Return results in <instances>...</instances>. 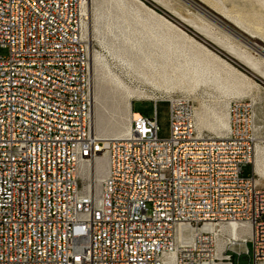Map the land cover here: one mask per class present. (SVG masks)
<instances>
[{"label": "built area", "instance_id": "1", "mask_svg": "<svg viewBox=\"0 0 264 264\" xmlns=\"http://www.w3.org/2000/svg\"><path fill=\"white\" fill-rule=\"evenodd\" d=\"M86 1L0 0V264H163L166 253L175 264H235L248 243L253 264L264 263L250 105L229 103L220 137L197 131L194 101L180 95L149 100L154 116L135 112L126 137L97 135ZM160 101L169 103L165 139ZM103 154L109 168L96 200L78 168ZM222 222H247L251 233L244 249L219 258L202 228Z\"/></svg>", "mask_w": 264, "mask_h": 264}, {"label": "bare ground", "instance_id": "2", "mask_svg": "<svg viewBox=\"0 0 264 264\" xmlns=\"http://www.w3.org/2000/svg\"><path fill=\"white\" fill-rule=\"evenodd\" d=\"M93 1L94 0L86 1L83 4L82 9L84 15L82 21V34L89 41L90 64L92 70L91 95L93 131L97 135H100L98 130L100 124L103 123L104 118L102 109L104 108L106 101L111 100L117 110H125L127 112V122H118L111 128H107L106 130L111 136L103 137L123 138L126 137L130 132V122L133 114L135 113V111L132 109L133 101L157 99H153L149 94L150 92L146 91L145 89L137 88L138 86L135 88L130 87L121 78H119L118 75H113L110 71L107 72L105 70V62L102 56H100L98 52L92 47V41L96 36L91 18V4ZM113 1L117 4L118 8H120L119 6H124L122 8L123 13L121 16L123 21L127 23V28H130V31L131 25H133L132 30L134 31H138L137 25H140L142 28H145L147 30L149 37L152 38V40L148 43L150 46L155 47L161 44L160 48L162 49V51L160 53L149 48H144L141 45L137 46L136 44H132V47H136L141 55L138 57L137 61H128L129 64L132 65V68L136 75L144 82L150 83L151 85L168 92H171L176 87H179L182 90L193 92L200 85H213L216 89L219 90H228L231 87V94L237 96L242 94L244 90L246 91L252 86L257 85L245 72L235 67L222 56L215 53V51H212L209 47L192 37V35H189L185 30H183L177 24L169 20L166 16L146 4L143 0ZM150 1L157 6L159 5L163 7L170 13H172L173 11L176 12L178 18L181 21L194 28L195 31H197L205 38L220 46L223 50H225V52L241 62L249 70L264 79V68L262 67L261 60L254 58L248 52L238 49L233 44L220 38L215 34L216 32L214 33L209 26L205 24H199L192 18L187 17L179 13L178 11H175L165 0ZM200 1L211 8V10H213L215 13L219 14L221 17L232 23L236 28L250 35L247 30L243 29L238 24H242L238 18H234V20L236 21L235 22L230 19L225 12L223 13L219 11L216 8L217 6L215 4L209 3L208 0ZM130 2L138 5L142 10L154 16L156 19L165 23L169 27L180 31L182 37L186 40H189L192 43L193 47H187L184 43L181 45L180 43L164 35L163 33L149 29L147 26V20L141 17L140 8H137L138 10L136 9V13L134 15H131L130 17L125 10L126 4H129ZM208 15L217 23H220L232 32V30L228 26L224 25L216 17H213L210 14ZM128 39L129 41H131L130 37ZM171 50H174L172 52L177 53L178 56H182L185 62L180 64H173V58L170 54ZM167 52L170 53L168 54ZM164 55H167V57H165L166 60L159 61V57H162ZM107 80H109V82L113 86L112 93H109L108 89L105 87V83L107 82ZM171 97L172 96H170L169 98ZM226 106L227 104H225L222 108H211L210 112L203 106H196L194 110V117L197 131L199 133H202L204 129L208 128L215 131L218 134V137L227 135L230 128V120L229 110ZM252 167L253 171L258 176H264V147L260 146L259 144H256L255 147ZM108 168L109 163L107 154L99 155L95 159L82 162L79 165L78 170L81 177L87 180L84 185L85 187L90 189L92 196H94L96 200H98L100 197L101 182L106 176ZM258 179L259 181L264 182L263 178L259 177ZM202 229H208L212 231L214 236L216 237V253L219 258L223 256L222 251L224 249L225 240H231L230 249L241 250L245 248V241L251 233V225L247 222H222L218 224L211 223L206 224ZM178 235H183V230H180ZM186 237L189 241H192L194 232L192 230H187ZM163 264H175V254L166 253L163 257ZM215 264L230 263L217 261Z\"/></svg>", "mask_w": 264, "mask_h": 264}, {"label": "rangeland", "instance_id": "3", "mask_svg": "<svg viewBox=\"0 0 264 264\" xmlns=\"http://www.w3.org/2000/svg\"><path fill=\"white\" fill-rule=\"evenodd\" d=\"M143 1L159 13L166 16L169 20L177 24L189 35H192V37L209 47L212 51H215V53L222 56L224 59L229 61L241 71L245 72L257 85L252 86L246 91L244 90L242 94L237 96L231 94V87L228 90H219L216 89L213 85H200L193 92L182 90L179 87H176L171 92H168L166 90L157 88L150 83L144 82L136 75L132 68V65L129 64V61H137L138 57L141 55L136 47H132V44H136L137 46L141 45L144 48L155 50L158 53L162 51V49L160 48L161 44L155 47L150 46L148 43L152 40V38L149 37L147 30L145 28H142L140 25H137L138 31L132 30L133 25H131V31L130 28H127V23L123 21L121 16L123 13L122 8L124 6H119L120 8H118L117 4L113 0H94L91 4V18L96 36L92 41V47L98 52L100 56H102L105 62V70L107 72L110 71L113 75H118V77L121 78L130 87L135 88L138 86L137 88L145 89L146 91L150 92L149 94L153 99L159 100L175 95L185 96L191 98L194 101L195 107L203 106L209 112L211 108H222L225 104H227L226 107L229 110L230 102L234 100H243L250 105V110L253 114L256 144L264 147V79L249 70L241 62L225 52V50H223L220 46L205 38L197 31H195L194 28L181 21L178 18L176 12L173 11L172 13H170L163 7L159 5L157 6L150 0ZM165 1L175 11H178L179 13L192 18L199 24H205L209 26L213 30V32H216L215 34L220 38L233 44L238 49L248 52L254 58L261 60L262 67L264 68V0H208L209 3L215 4L217 6L216 8L219 11L223 13L225 12L226 15L233 21H235L234 18H238L242 24L238 22L237 23L243 29L247 30L250 35L236 28L232 23L221 17L219 14L215 13L213 10H211V8L202 3L200 0ZM191 3H193L194 5ZM137 8L140 7L131 2L129 4L127 3L125 6V10L130 17L131 15H134L136 13ZM207 11L211 12L213 14V17L222 19L230 26L236 28L238 31L244 34L247 39L243 40L242 38L233 34L227 28H225V26L217 23L207 14ZM140 14L142 18L147 20V26L149 29L159 31L164 35L172 38L176 42L180 43L181 45L184 43L187 47H193L192 43L189 40H186L182 37L180 31L169 27L141 8ZM129 37L131 38V41H129ZM172 51L174 50H171V53H167L171 54L173 58V64H180L185 62L182 56H178L177 53ZM0 53L4 54L5 51L0 49ZM165 57H167V55L159 57V61H165ZM252 74H254L256 77L252 76ZM105 87L108 89L109 93L113 92V86L109 82V80H107V82L105 83ZM132 105L135 112H138L139 114L146 117L154 116V102L149 100H135L133 101ZM156 110L159 124L158 136L161 139L168 138L170 135L169 103L167 101L158 102L156 105ZM102 113L104 117L103 123L100 124L98 130L99 134L102 136L110 137L111 135L107 132V128H111L118 122H127V112L125 110H117L111 100L106 101V104L102 109ZM203 133L212 136L218 135L215 131L208 128L204 129ZM244 174H252L251 165H247L244 167ZM259 177L264 179V176L260 175ZM230 247L231 240H225L224 249H227V253L233 254L232 250H230ZM248 248L250 250L249 254H233L235 264H253L251 243H248Z\"/></svg>", "mask_w": 264, "mask_h": 264}, {"label": "water", "instance_id": "4", "mask_svg": "<svg viewBox=\"0 0 264 264\" xmlns=\"http://www.w3.org/2000/svg\"><path fill=\"white\" fill-rule=\"evenodd\" d=\"M207 12H208V14H210V15L213 16V14H212L211 12H209V11H207ZM217 19H218L219 21H221L223 24H225L226 26H228V27L232 30V33H233V34H235L236 36H238V37H240V38H242V39H247V38L245 37V35L242 34L240 31H238L236 28L230 26L229 24H227L226 22H224L222 19H219V18H217ZM252 76L256 77L254 74H252Z\"/></svg>", "mask_w": 264, "mask_h": 264}]
</instances>
